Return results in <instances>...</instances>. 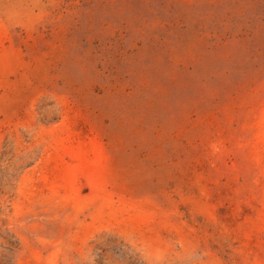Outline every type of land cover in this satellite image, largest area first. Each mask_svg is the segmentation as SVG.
<instances>
[{
    "label": "rangeland",
    "instance_id": "obj_1",
    "mask_svg": "<svg viewBox=\"0 0 264 264\" xmlns=\"http://www.w3.org/2000/svg\"><path fill=\"white\" fill-rule=\"evenodd\" d=\"M0 264H264V0H0Z\"/></svg>",
    "mask_w": 264,
    "mask_h": 264
}]
</instances>
